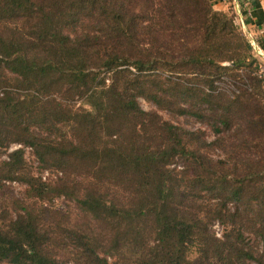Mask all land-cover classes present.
Instances as JSON below:
<instances>
[{
	"label": "trees",
	"instance_id": "16d2710c",
	"mask_svg": "<svg viewBox=\"0 0 264 264\" xmlns=\"http://www.w3.org/2000/svg\"><path fill=\"white\" fill-rule=\"evenodd\" d=\"M236 19L210 0H0V147L28 145L42 168L65 176L34 177L18 148L0 179L42 203L64 193L68 170L110 186L77 200L104 227L92 237L65 229L67 262L49 253L39 213L24 208L0 219V264H109V254L115 264H188L191 255L264 264V76ZM256 41L264 52V31ZM223 77L241 81L230 97L214 86ZM52 94L80 105L40 98ZM138 98L193 116L211 138ZM59 125L72 136L56 139ZM175 158L177 171L168 168ZM213 220L220 237L209 232Z\"/></svg>",
	"mask_w": 264,
	"mask_h": 264
},
{
	"label": "rangeland",
	"instance_id": "374dc122",
	"mask_svg": "<svg viewBox=\"0 0 264 264\" xmlns=\"http://www.w3.org/2000/svg\"><path fill=\"white\" fill-rule=\"evenodd\" d=\"M212 8L215 9L214 3L220 2L222 3V7L218 11H222L227 13L230 17L235 16V13L232 9L231 3L227 0H210ZM220 5V6H221ZM217 10V9H215ZM237 18V17H236ZM249 20V17L245 16ZM246 19V20H247ZM238 21V19H236ZM235 22L237 23V21ZM239 23V21H238ZM240 28L242 35L245 37V33L243 32V28L241 23L237 24ZM23 27L27 28L28 25L24 24ZM244 29L250 31L257 39L259 35L256 30H253L250 26L245 25ZM94 54L89 59H92ZM258 64H263L261 60L257 61V69ZM7 76L10 77V74L7 73ZM107 81V80H106ZM241 81L238 78L232 77H223L222 79L215 81L214 86L216 90L223 91L228 97H230L232 91L234 89L240 88ZM14 82L8 78L7 79V86H12ZM8 89L15 90L12 87H7ZM5 88H0V96ZM29 89L27 90L28 93H33L34 90ZM23 92V91H19ZM41 100H48L50 98L55 99L58 102L65 104L66 107H77L80 105V99L71 100L69 96L65 94H52V95H41ZM138 104L141 109L145 111H155L163 120L169 121L173 124H176L188 131H201L204 134V137L207 139L211 138V131L208 127L204 124L200 123L197 119L193 116L189 115H173L164 109H159L154 103L146 101L142 98L137 99ZM44 102V101H43ZM52 103L50 101L48 104ZM45 104V107L48 106ZM84 106V105H83ZM31 129L33 126L30 127ZM57 130L61 132V135H56V139L58 138H68L71 137L73 134V130L67 128L66 126L60 125L57 127ZM40 131V130H39ZM42 135H45L44 133ZM141 142H137L139 144ZM142 143V145H144ZM19 145V147H18ZM15 146L22 150V158L26 162L27 168L31 171L34 177H39L42 181H49L55 182L58 179H65L64 172L60 171L55 168H42L40 162L36 159L33 154V150L28 145H22L19 142L11 141L5 147H0V165L3 161L7 160V153L9 148H13ZM14 148V149H15ZM17 148V149H18ZM221 153L219 151H213L211 157L213 159H220ZM174 162H171L168 165V168L174 170H180L182 168V161L177 160L175 158ZM67 176V188L64 189V193L52 196L47 202H39L34 199L25 200L24 199V190L25 185L19 182L16 179H0V219L4 221H8L10 217H14L16 213H21L22 209L27 208L31 209L34 214L39 213L41 219L40 227L43 231H46L47 234L50 236V240L48 242L47 249L50 251L52 256L56 257L58 261H63V258L68 261V256H59V253L63 250L74 249V245L72 242L67 240L65 237V229L73 228L82 230V232L86 233L89 236H93L97 232H102L104 224L95 222L89 215L85 214V212L81 211L79 205L77 203L78 199H81L86 196L85 189L92 188V193L96 194L98 192H102L103 195H106L110 190L108 187L110 186H101V182L99 179H93L90 175L84 177L82 175L76 174L74 171L68 170L66 172ZM114 196H117L114 195ZM113 197V196H110ZM40 207H44L47 209V213H41ZM103 225V226H102ZM209 232L212 233L215 237H220L222 229L220 224L213 220L209 226ZM125 237L128 238V235L125 234ZM152 240L149 238L148 241ZM100 244L106 245L108 244L104 239L101 238ZM151 244V243H150ZM191 260L188 264H215L214 262H205L202 263L195 255L190 256ZM116 258L113 254L107 255V261L109 264H115ZM1 264H10L7 262H1Z\"/></svg>",
	"mask_w": 264,
	"mask_h": 264
},
{
	"label": "built area",
	"instance_id": "2783aa9c",
	"mask_svg": "<svg viewBox=\"0 0 264 264\" xmlns=\"http://www.w3.org/2000/svg\"><path fill=\"white\" fill-rule=\"evenodd\" d=\"M228 1L231 3L232 9L239 23H241L243 32L245 33V38L247 39L251 48V54L254 57H257V60H261L263 63L261 65L258 64L257 73H259V75L264 76V52L259 48L256 41V37L250 31L244 29V26L247 25V20H248L247 18H245V16L250 18L251 10L252 7L254 6V0H228ZM18 147L16 148L15 146L13 148L10 147L9 151L14 150V148L17 149Z\"/></svg>",
	"mask_w": 264,
	"mask_h": 264
},
{
	"label": "crops",
	"instance_id": "0c3cea01",
	"mask_svg": "<svg viewBox=\"0 0 264 264\" xmlns=\"http://www.w3.org/2000/svg\"><path fill=\"white\" fill-rule=\"evenodd\" d=\"M214 4L215 9L222 10L220 9L222 3L216 2ZM247 25L259 34L264 31V0H254V6L252 7L249 20H247Z\"/></svg>",
	"mask_w": 264,
	"mask_h": 264
}]
</instances>
